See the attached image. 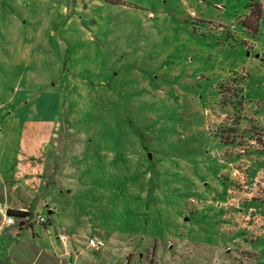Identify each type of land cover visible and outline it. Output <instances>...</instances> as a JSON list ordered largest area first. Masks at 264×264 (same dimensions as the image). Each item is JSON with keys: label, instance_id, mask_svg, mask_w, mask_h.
<instances>
[{"label": "rangeland", "instance_id": "374dc122", "mask_svg": "<svg viewBox=\"0 0 264 264\" xmlns=\"http://www.w3.org/2000/svg\"><path fill=\"white\" fill-rule=\"evenodd\" d=\"M0 179V264H264V0H0Z\"/></svg>", "mask_w": 264, "mask_h": 264}, {"label": "crops", "instance_id": "0c3cea01", "mask_svg": "<svg viewBox=\"0 0 264 264\" xmlns=\"http://www.w3.org/2000/svg\"><path fill=\"white\" fill-rule=\"evenodd\" d=\"M260 8H261V5L260 3L258 2ZM46 181V180H45ZM44 180H42V183L41 184V187L42 186H45L46 187H49V185H47V182L45 183ZM2 183V184H1ZM6 182H3L2 179H0V193L1 192H4L6 193V198H4L3 200H0V205H2L3 207H5L7 210L8 209H18V210H21V211H26L29 213L31 219L29 220V222H27V224H25L24 222H26L27 220H23V219H19L21 217H17V216H14L15 217V221L12 223V224H9V225H3L2 227V230L0 232V234H7V235H10L11 237L14 236L16 237L23 229H27L29 226L30 228L32 227V224L33 222H37V221H34L36 218V213H41L43 214V207H48L50 208V205L47 203V201L45 200V198H38L37 200L35 198L32 197L31 193H28V192H25L27 196V199L26 201L23 200L22 198L20 197H16V196H11L9 195V192L7 191V186L5 185ZM48 212H51L50 210H48ZM29 215L27 217H29ZM230 216V215H229ZM235 218V217H234ZM234 218L230 216V224H231V228L234 230V231H241V229L243 231H245L247 234L251 231V227L252 226H249V225H246V223L244 222V226L243 227H239V226H235V222H234ZM2 220V217L0 215V222ZM38 223V222H37ZM59 238L61 239V241L63 242V250L62 252H60L59 254L60 255H70V250H69V243H66V238L64 235H60ZM264 239V234L261 235V237L258 239ZM16 247V244L15 246ZM260 251V249H259ZM54 256L58 257L56 254H53ZM245 257V256H244ZM15 260H18L16 256H14ZM60 258V257H58ZM244 262L245 264H253V260H245L244 258ZM255 264L256 263H259L257 260H254ZM13 264H21L17 261H14Z\"/></svg>", "mask_w": 264, "mask_h": 264}, {"label": "built area", "instance_id": "2783aa9c", "mask_svg": "<svg viewBox=\"0 0 264 264\" xmlns=\"http://www.w3.org/2000/svg\"><path fill=\"white\" fill-rule=\"evenodd\" d=\"M0 215L2 217V220L0 222V232L2 230L3 225H9L12 224L15 221L14 215L7 212V209L0 205ZM26 217H21V219H25ZM36 220L40 223H44L46 221V218L41 215L37 214L35 216ZM104 245V242L101 239L90 237L87 241V246L91 247L93 250H99Z\"/></svg>", "mask_w": 264, "mask_h": 264}, {"label": "trees", "instance_id": "16d2710c", "mask_svg": "<svg viewBox=\"0 0 264 264\" xmlns=\"http://www.w3.org/2000/svg\"><path fill=\"white\" fill-rule=\"evenodd\" d=\"M257 7H258V11H260L261 9H260L259 4H257ZM259 13H260V12H259ZM7 211H8V213H10V214H12V215H14V216H17V217H21V216H23V217H27V216L29 215L28 212H26V211H21V210H18V209H8Z\"/></svg>", "mask_w": 264, "mask_h": 264}, {"label": "water", "instance_id": "95a60500", "mask_svg": "<svg viewBox=\"0 0 264 264\" xmlns=\"http://www.w3.org/2000/svg\"><path fill=\"white\" fill-rule=\"evenodd\" d=\"M148 157H150V153H148Z\"/></svg>", "mask_w": 264, "mask_h": 264}]
</instances>
